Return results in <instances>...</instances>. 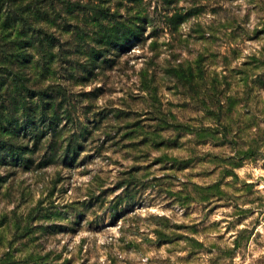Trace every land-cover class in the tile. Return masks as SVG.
I'll use <instances>...</instances> for the list:
<instances>
[{
	"label": "rangeland",
	"instance_id": "obj_1",
	"mask_svg": "<svg viewBox=\"0 0 264 264\" xmlns=\"http://www.w3.org/2000/svg\"><path fill=\"white\" fill-rule=\"evenodd\" d=\"M0 76V264H264V0H0Z\"/></svg>",
	"mask_w": 264,
	"mask_h": 264
},
{
	"label": "trees",
	"instance_id": "obj_2",
	"mask_svg": "<svg viewBox=\"0 0 264 264\" xmlns=\"http://www.w3.org/2000/svg\"><path fill=\"white\" fill-rule=\"evenodd\" d=\"M118 29V30H117ZM116 30H114L113 35H109L107 37L106 40V44L111 46V47H118V48H125L126 44H129L130 41L136 37L138 35H141V33H139V31L134 27H126L124 30L120 31L122 28L118 27ZM122 33V34H119ZM18 49H23L24 46H22L21 44H18ZM16 61L21 65V66H27L30 63L29 60V55L25 54V53H21V50L15 54ZM31 58V56H30ZM20 69V73L17 75V79H18V83H26L28 81L31 80L30 77H28L25 74V70H23V68H19ZM22 69V70H21ZM23 74V75H22ZM12 84V80L11 82H8V79L1 77L0 76V93L3 91H9V87ZM23 90V89H22ZM2 95V94H1ZM20 95H22V91L20 92ZM35 96L40 97L41 101H42V115H43V119L48 118V113L52 111L53 108V104L52 102H47L45 103V101H47V99L52 98L51 95L48 96L47 91L45 90H41V91H35ZM15 101V100H14ZM21 106L23 108V111L25 112L24 114L26 115V125H23V128H20V130H18V125L15 124L14 122H12L11 119L12 116H7L5 117V119L3 121H5L8 126L0 124V133L2 135H7L6 138H8L9 140H2L0 139V165L4 166V165H9L8 161H12L13 163L16 164H21L24 163L26 164L29 159L26 158L27 156V148L22 147L21 145H16L13 143L14 140L16 139H20L22 136V132L20 133V131L22 130H27V131H32L34 132L33 128L37 125V118L34 117V120H30V117L32 115V113H34L35 109H33V105L31 104V102H26V100H22ZM29 113V114H28ZM4 118V117H3ZM2 118V119H3ZM2 122V121H1ZM56 122V118L55 116H53V118L49 119V127L54 126ZM38 126V125H37ZM56 131V130H55ZM5 152L6 155H2V153ZM69 151H67L66 154V158H69ZM8 158L10 160H8ZM4 179L0 178V182H2Z\"/></svg>",
	"mask_w": 264,
	"mask_h": 264
}]
</instances>
